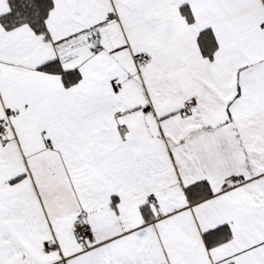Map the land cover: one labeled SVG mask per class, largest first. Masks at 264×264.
Returning a JSON list of instances; mask_svg holds the SVG:
<instances>
[{
    "label": "snow or ice",
    "instance_id": "1",
    "mask_svg": "<svg viewBox=\"0 0 264 264\" xmlns=\"http://www.w3.org/2000/svg\"><path fill=\"white\" fill-rule=\"evenodd\" d=\"M0 264H264V0H0Z\"/></svg>",
    "mask_w": 264,
    "mask_h": 264
}]
</instances>
